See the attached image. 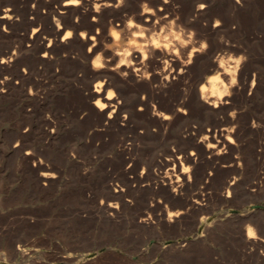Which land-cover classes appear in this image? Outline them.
I'll return each mask as SVG.
<instances>
[{
	"label": "rangeland",
	"instance_id": "obj_1",
	"mask_svg": "<svg viewBox=\"0 0 264 264\" xmlns=\"http://www.w3.org/2000/svg\"><path fill=\"white\" fill-rule=\"evenodd\" d=\"M6 1L12 0H0V8ZM240 2L233 20L228 0H219L215 8L226 19L219 38L243 45L244 51L224 55L246 58L249 72L260 73L261 90L253 101L234 103L217 117L195 109L163 138L127 132L129 139L118 141L115 130L91 127L78 119L80 113L64 110L77 102L75 95L56 92V111L49 104L21 109L19 93L4 106L0 96V264H264V62L258 58L264 48V0ZM231 110L237 111L235 124L229 121ZM39 111L54 119L53 140L42 132ZM248 112V123L257 124L247 130ZM231 125L235 152L216 160L195 149L191 137ZM122 146L131 147L122 151ZM171 148L180 157L176 174L184 170L188 179L176 197L167 198L153 182L166 171L156 160ZM25 150L31 154L25 156ZM190 150L195 164L183 160ZM41 172L53 173L48 183L39 180ZM146 181L152 187H145ZM107 202L116 203V212L107 213ZM175 210L185 212L167 220ZM248 228L254 242L246 237Z\"/></svg>",
	"mask_w": 264,
	"mask_h": 264
},
{
	"label": "bare ground",
	"instance_id": "obj_2",
	"mask_svg": "<svg viewBox=\"0 0 264 264\" xmlns=\"http://www.w3.org/2000/svg\"><path fill=\"white\" fill-rule=\"evenodd\" d=\"M228 2L231 19L237 20L240 0ZM218 5L219 0L6 1L0 8V96L4 106L14 103L19 93L21 109L49 104L56 111L60 98L56 92L61 90L67 98H78L65 111L73 116L80 113L78 119L91 127L115 130L117 140L124 141L129 139L127 132L163 138L177 120L195 109L217 117L234 109V103L248 104L261 90L260 73H250L243 56L224 55L244 48L219 38L226 19L215 8ZM258 58L264 62V48ZM248 114L243 125L247 130L257 124L248 123ZM37 116L45 138L53 140L52 115L39 111ZM236 116L237 111L231 110L229 121L235 124ZM235 128L212 127L197 139L188 136L195 149L217 160L224 152L238 149L232 140ZM91 132L86 133L90 136ZM127 146L120 149L126 151L131 147ZM13 147L21 148L17 143ZM30 154L24 151L25 156ZM176 155V148H171L156 160L166 171L156 176L153 186L167 198L176 197L188 179L184 170L176 174V158L180 159ZM182 155L183 160L196 163L193 150ZM52 174L41 172L39 180L46 184ZM234 183L230 181L229 187ZM143 185L152 187V182ZM104 207L109 214L117 210L114 202ZM184 212L168 211L166 219ZM246 237L255 241L250 229Z\"/></svg>",
	"mask_w": 264,
	"mask_h": 264
}]
</instances>
